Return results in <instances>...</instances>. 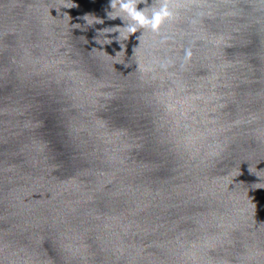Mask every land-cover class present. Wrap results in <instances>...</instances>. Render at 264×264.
Listing matches in <instances>:
<instances>
[{
  "label": "water",
  "instance_id": "water-1",
  "mask_svg": "<svg viewBox=\"0 0 264 264\" xmlns=\"http://www.w3.org/2000/svg\"><path fill=\"white\" fill-rule=\"evenodd\" d=\"M134 2L0 0V264H264V0Z\"/></svg>",
  "mask_w": 264,
  "mask_h": 264
},
{
  "label": "clouds",
  "instance_id": "clouds-1",
  "mask_svg": "<svg viewBox=\"0 0 264 264\" xmlns=\"http://www.w3.org/2000/svg\"><path fill=\"white\" fill-rule=\"evenodd\" d=\"M112 6L115 8L117 6V0H111ZM119 7L127 11L130 17L139 24H151L153 28H156L163 16L168 15L167 5H164L160 10L152 13L151 16L146 15L142 9L138 8L134 0H119ZM114 18V17H112ZM130 32H135L137 26L135 23L128 25Z\"/></svg>",
  "mask_w": 264,
  "mask_h": 264
}]
</instances>
